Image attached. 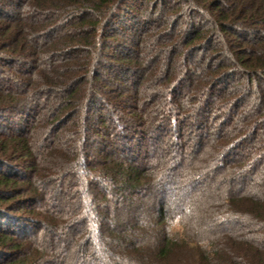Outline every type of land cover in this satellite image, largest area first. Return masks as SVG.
<instances>
[{"label":"trees","instance_id":"trees-1","mask_svg":"<svg viewBox=\"0 0 264 264\" xmlns=\"http://www.w3.org/2000/svg\"><path fill=\"white\" fill-rule=\"evenodd\" d=\"M147 1L0 0V62L14 60L15 74L57 54L72 57L66 65L36 69L38 75L33 78L14 79V89L11 84L9 89L0 88V115L15 108L21 112L18 104L28 88L32 89L29 96L56 90L67 99L61 128L56 127L52 110L41 119L26 120L34 129L41 122L39 133L27 132L24 123L0 133V264H53L66 258L64 242L80 251L77 259H67L70 264L76 260L77 264H99L102 258L108 264H264V195L244 190L247 178L264 160V139L244 155L226 158L227 164L234 165L226 178L229 193L222 194L225 186L216 189L213 206L184 202L168 209L160 203L156 210L150 209L157 221L152 233L139 220L130 221L129 230L121 223L144 194L154 191L156 183L175 176L194 184L198 177L223 170L222 157L238 134L252 135L264 126L258 115L264 116L263 87L261 105L245 114V127L225 132L221 124L210 155L196 161L190 158V142L184 138L193 124L188 121L210 110L212 96L223 92L221 84L236 75L250 84L247 89L233 88L226 96L230 99L217 108L219 116L233 122L236 104L253 94L255 83L264 82V0ZM158 13L159 19H167V26L146 39L143 52L144 46L139 48L135 41L136 31L155 25L153 17ZM185 15L190 21L181 25ZM138 17L141 21L135 20ZM201 20L209 25L208 31ZM179 24L183 29L176 33ZM117 29L121 35L111 39ZM57 33L60 37L54 39ZM216 39L220 50L210 51ZM116 46L123 52L132 47L131 56L121 57L114 52ZM176 48L181 50L179 63L171 54ZM163 50L168 53L167 64H153ZM196 53L206 57L196 63ZM202 61H206L201 65L206 75L197 83L191 77ZM86 78L88 83H83ZM186 79L188 89L194 83L196 111L175 95L174 88L182 87ZM126 81L133 88L147 82L155 86L154 92L147 101L136 97L143 93L136 88L125 95ZM112 88L121 91L118 97H112ZM160 97L154 114L143 118L150 100ZM73 117L78 120L62 138V128ZM173 125L182 137L177 148L162 133ZM202 140L199 136L197 144ZM172 157L181 159L174 167L169 164ZM148 158H154L151 165ZM211 178L206 177L208 183ZM191 189L195 192L198 187ZM156 192L165 195L166 190ZM51 193L66 195L67 201L59 203ZM242 220L248 222V233H259L262 240L239 236ZM175 223L181 231L172 230ZM131 228L146 234L132 236ZM202 235L207 239L201 240ZM140 236H149L152 242L144 244Z\"/></svg>","mask_w":264,"mask_h":264},{"label":"rangeland","instance_id":"rangeland-1","mask_svg":"<svg viewBox=\"0 0 264 264\" xmlns=\"http://www.w3.org/2000/svg\"><path fill=\"white\" fill-rule=\"evenodd\" d=\"M148 0V4H149ZM146 2V3H147ZM26 11V9H25ZM159 13L158 15L156 14L153 19L156 20L155 25L150 26L146 31H141V30H137L136 31V35H135V41L137 43H139V48L142 46L143 52L147 51V48L145 46V41L146 39H148L150 36L154 35V33L159 32L161 30H164L167 26V19L165 17H162L159 19ZM136 21H141V18L138 17L135 19ZM131 20H129L128 22H130ZM187 21H190V16L185 15L183 18V21L181 22V25H183L182 23H187ZM202 21V20H201ZM127 23V21H125ZM132 23H135L134 21H131ZM203 29L204 31H208L209 30V25L207 23H204V21H202ZM117 26V25H116ZM119 26V25H118ZM135 27V26H134ZM116 29V28H115ZM136 29V28H135ZM139 29V28H138ZM183 27L179 26L175 29V32L178 33L180 31H182ZM119 35H121V31L120 30H116L112 33V37L111 39H117L119 37ZM58 37H60V33H57L56 35H54V39H58ZM213 38V37H212ZM45 42V41H43ZM41 42V43H43ZM162 45H160L161 47ZM117 47V46H116ZM217 49L220 50V40L216 39L213 48L210 51H217ZM129 52H132V47L129 49ZM141 51V50H140ZM115 53H119L121 55V57H129L131 55H129V52H123V50H121V48H116V50L114 49ZM6 51H3V54H5ZM127 53V54H125ZM129 53V54H128ZM175 56V61L178 62V60L180 59V55H181V50L179 48H176V50H172L171 54ZM206 54L209 52L206 51ZM205 53H196V57H195V62L197 63L200 59L201 56L206 57ZM125 54V55H123ZM207 54V55H208ZM151 57V56H150ZM168 57V53H166V51H162L160 53V55L155 56V59L153 61V64H155L158 62L160 64H167L166 59ZM70 59H72L71 56H62L57 54L56 56H52L51 59L45 61L42 59V62H40L39 64L37 63L35 67H32L31 69L27 70L24 69L19 75L14 73V69L18 67L14 65V60H2L0 62V88L4 87L5 89H9L8 85L11 84L12 88L14 89V79H27V78H33L34 76H37L38 73H36V69H42L44 67H49L52 66V69L60 66V65H66V63L70 62ZM160 60V61H159ZM206 64V61H204ZM203 61L201 62V64L197 65L194 68L193 71V76L191 77L192 80H194L195 78V82H198L199 80L205 79V75L206 73L203 70V67L201 66L203 63ZM179 63V62H178ZM178 63L175 62V68L178 66ZM159 64V65H160ZM217 62H213L212 65H216ZM177 65V66H176ZM194 65V64H191ZM152 68V67H151ZM151 68L147 69L145 71V75L147 76L148 74L151 73ZM21 69V68H20ZM27 73H26V72ZM29 73V74H28ZM128 76V75H126ZM127 79L130 78V76L126 77ZM22 79V80H23ZM85 81L83 83H88L89 79L86 78L84 79ZM189 79H186V81L184 82L182 87H177L174 88L175 90V95L177 97H179L183 102H185L187 105H189L192 109V111H196L195 107L197 105L198 100H196V98H193L194 95L192 93V89L194 88L193 85L194 83L190 86V88L188 89V84H189ZM144 83V82H143ZM147 84V82H146ZM138 85L133 87H130L131 83H129V81H126V84L124 85L127 88V91L124 93L125 95H130L132 89L135 90V88L137 90H143V93H139L136 95V97H138L140 100H148L151 96V94L154 92V85ZM82 85V84H81ZM116 85V84H115ZM256 87L253 86V94H248L246 97L243 98L242 102L240 103V105L237 107L236 104V114L234 117V121L233 122H227L225 118H223L222 116L218 115V110L217 108L219 107V105L226 100L227 98L230 99V97H226L229 93L232 91V89H247L250 84L243 79L242 77H239L238 75L233 76L232 80L229 82H225L223 84H221L219 86V90H223V92H221V95H213L212 98L210 99L211 101V108L210 110L206 111L203 114V119L201 120V115L200 116H192L191 119L188 121L189 123H193L192 127H190L188 129V131L186 132V134L184 135V138H186V140H188L190 142V158H194V160L198 159V157H203L206 155H210V150H211V146L214 145L213 143H215L216 140V134L219 130V127L222 125V128L225 130V132H227L228 130H231L232 127H240V126H244L247 124L248 120L244 119V116L246 113H250L253 112V110L257 107L261 105V102L259 103V98L262 95V88L264 87V82L259 83L258 85L255 83ZM85 85H83L82 87H84ZM81 87V86H80ZM17 89H20L22 87H15ZM79 88V87H78ZM256 88V89H255ZM29 89V88H28ZM28 89H26V91L21 95L22 98L20 100V104H18L19 106L23 107V110L21 112H19L17 110V108H15V110H11L8 113H1L0 115V133L1 131H5L7 130L9 127L14 128V126H16L15 124L18 123L20 125V123H24L25 124V130L33 131L36 133H39L37 130L41 128V126H39V122L36 126V128L34 129V127L32 128L33 124H31V126H29V122L26 120L32 119V117H38L39 119H41L42 116H46L48 113H50L52 110H54L53 112H55L52 116V118H54V121L56 122V127H60L61 128V124L62 119L66 118L67 116V110L63 109V102L65 100H67L65 98V96L63 97L61 95V92L56 91V90H52L50 93L46 94V95H39L38 97L34 96V94L32 96H29V93H32V89L31 92L28 91ZM22 90V89H20ZM3 91V90H2ZM12 91V89H11ZM218 91V90H217ZM225 91V93H224ZM121 93V91L113 90L112 88V97H118V95ZM123 93V91H122ZM49 95V96H48ZM108 96V94H106ZM48 96V98L44 99L43 97ZM124 96V95H123ZM109 97V96H108ZM49 100V101H48ZM161 101L162 98L160 97L157 101H153L150 100V104L147 105V109L145 111H143V113L145 115H143V118H145L146 116L149 117L150 114H154L153 110L156 107H159L161 105ZM147 104V103H146ZM17 105V107H18ZM94 113L96 116V108H94ZM133 113V112H131ZM118 114L120 115V112L118 111ZM75 115V114H74ZM163 115V114H162ZM259 116H261V118L264 120V116H262L261 114H258ZM48 116V115H47ZM23 117V118H22ZM205 117V118H204ZM18 119V121H17ZM146 119V118H145ZM75 120H78V118L73 117L71 121H68V126H65L64 128H62L61 131V137L64 138L65 135H67L69 132H71L70 130H68L69 127L74 126V124L76 123ZM205 120V122H204ZM66 121V120H65ZM62 122V123H61ZM28 123V124H27ZM32 123V121H31ZM174 126V125H173ZM40 127V128H39ZM72 129V127H71ZM9 133V132H8ZM31 133V132H30ZM163 134L167 133V140L172 141L173 142V146L174 148L179 147L180 146V139H182L180 132L177 130V126L172 127V129H170L168 132H164V130L162 131ZM14 131L10 134L11 136H14ZM199 136H203L204 140L201 141V143L197 144V139ZM264 139V126H262L256 133L250 135L249 133H247L246 135L244 134H238V138H236L234 145L231 146L230 150L228 152H226L224 154V156L222 157L221 160V165L223 164V170L214 173L209 172L206 176H202V177H198V180H196V182L193 184L192 182L189 181H184L181 178L175 177L173 176L170 180L167 179L165 181H162L160 184L156 183L154 191H148L146 194L143 195V197L141 198L140 201H138L137 204H135L133 206V210L131 215H128L129 218L127 217H123L121 219V223L123 224L124 228L126 229V227L129 225L130 221H141L140 225L142 226V228H144L145 226V230L147 231V233H152L153 230L156 229V219H155V212L151 211V207H155V210L158 208V206L160 205V203H164L166 205V207L168 209H172L175 205H181L184 202H189V205L192 204H199V202H202L201 204L204 205V207H210L213 206L212 205V200L213 198V193L216 191V189H220L221 186H225V190L223 189V193H229V184L227 183V177L228 175L232 174L231 169L234 167V165L231 163L227 164V162H225L226 158L229 157L231 155V157H229V159H233L235 157H238L240 155H244L245 152H247L250 148H255L258 145H260V143H262ZM96 149V147H95ZM93 150V149H92ZM148 164L151 165L152 160H154V158H148ZM189 159H186V165L190 166L191 162H188ZM195 160V161H196ZM181 159H179L178 157H172L169 160V164H171L172 167L178 165L180 163ZM192 162H194L192 160ZM14 169V168H13ZM207 178H211V182L208 183V179ZM237 179V185H239L238 181L239 176H236ZM247 187L246 189H244L246 192L245 193H249L251 191L256 192L257 196L259 193L262 195H264V160L262 163H260V167L259 169L252 173L246 181ZM196 186L198 187V190H196L195 192H192V187ZM228 187V188H227ZM255 187H257L258 191L253 190V188L255 189ZM166 190L165 195H161L158 192H156L157 190ZM242 191V190H241ZM239 192L240 194L242 192ZM259 192V193H257ZM206 194L207 195H202V194ZM253 193V192H251ZM52 194V193H51ZM244 194V193H243ZM52 196H54L56 198V200L59 203H65L66 200V195L63 196V194H52ZM116 200L122 201V196L119 198H116ZM115 200V201H116ZM220 200V198H219ZM73 201V200H70ZM214 203V202H213ZM201 206V205H200ZM191 208L193 206H190ZM199 207V206H198ZM11 216H14V212H10ZM199 218V216L195 217V220H197ZM212 226L214 224H211ZM240 228L239 232H237V234H241L239 236H244L246 235V237H251L253 239H255V241H260L262 240V236L258 233H254L253 235L251 233H248L249 230V226H248V222L246 220H242L239 224ZM210 226L211 228H214ZM224 227V226H223ZM128 228V227H127ZM226 228L232 229V227L226 226ZM132 231V236L138 237L136 236L139 235V233L141 235L146 234L144 232L146 231H142L139 232V230L137 229H133L131 228ZM129 230V228H128ZM174 232H179L181 231V225L179 223H175L174 227L172 229ZM138 231V232H137ZM128 232V231H126ZM136 234H135V233ZM235 232V231H233ZM128 235V234H127ZM205 235L200 236L201 240H206L207 237H204ZM133 237V238H135ZM140 236L139 238L141 239V242L144 244H147L149 242H152L153 238H150L149 236ZM65 239V238H64ZM62 243H60V248ZM63 245V244H62ZM75 245H71L68 243L64 242V247L66 250V258L64 259H60L58 258L53 264H70L67 259L70 257H75V259L78 258V256L80 257V251H77L74 249ZM78 260H76V262L74 264H77ZM99 264H108L103 258L100 259V261H98Z\"/></svg>","mask_w":264,"mask_h":264}]
</instances>
